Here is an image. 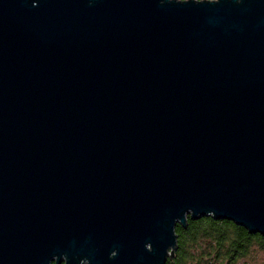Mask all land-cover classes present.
Wrapping results in <instances>:
<instances>
[{
	"label": "water",
	"instance_id": "1",
	"mask_svg": "<svg viewBox=\"0 0 264 264\" xmlns=\"http://www.w3.org/2000/svg\"><path fill=\"white\" fill-rule=\"evenodd\" d=\"M189 216L264 236V0H0V264H167Z\"/></svg>",
	"mask_w": 264,
	"mask_h": 264
},
{
	"label": "trees",
	"instance_id": "2",
	"mask_svg": "<svg viewBox=\"0 0 264 264\" xmlns=\"http://www.w3.org/2000/svg\"><path fill=\"white\" fill-rule=\"evenodd\" d=\"M176 234L177 249L167 264H214V260L224 255L238 259L254 245L264 251L263 235L250 233L228 219L212 216L192 219L189 216L185 225H176Z\"/></svg>",
	"mask_w": 264,
	"mask_h": 264
},
{
	"label": "rangeland",
	"instance_id": "3",
	"mask_svg": "<svg viewBox=\"0 0 264 264\" xmlns=\"http://www.w3.org/2000/svg\"><path fill=\"white\" fill-rule=\"evenodd\" d=\"M214 264H263L264 251L257 245L245 255L238 259L228 258L226 255L222 256L219 260H214Z\"/></svg>",
	"mask_w": 264,
	"mask_h": 264
},
{
	"label": "flooded vegetation",
	"instance_id": "4",
	"mask_svg": "<svg viewBox=\"0 0 264 264\" xmlns=\"http://www.w3.org/2000/svg\"><path fill=\"white\" fill-rule=\"evenodd\" d=\"M64 264V263H63Z\"/></svg>",
	"mask_w": 264,
	"mask_h": 264
}]
</instances>
